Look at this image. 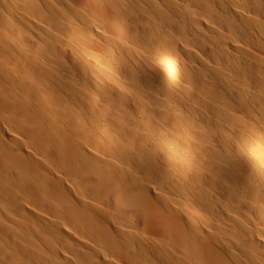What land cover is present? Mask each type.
Returning <instances> with one entry per match:
<instances>
[{
  "label": "bare ground",
  "instance_id": "1",
  "mask_svg": "<svg viewBox=\"0 0 264 264\" xmlns=\"http://www.w3.org/2000/svg\"><path fill=\"white\" fill-rule=\"evenodd\" d=\"M0 264H264V0H0Z\"/></svg>",
  "mask_w": 264,
  "mask_h": 264
}]
</instances>
